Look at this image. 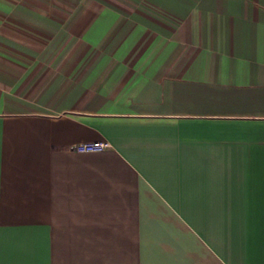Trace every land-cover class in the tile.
Returning <instances> with one entry per match:
<instances>
[{
  "label": "crops",
  "instance_id": "obj_1",
  "mask_svg": "<svg viewBox=\"0 0 264 264\" xmlns=\"http://www.w3.org/2000/svg\"><path fill=\"white\" fill-rule=\"evenodd\" d=\"M0 264H264V0H0Z\"/></svg>",
  "mask_w": 264,
  "mask_h": 264
},
{
  "label": "built area",
  "instance_id": "obj_2",
  "mask_svg": "<svg viewBox=\"0 0 264 264\" xmlns=\"http://www.w3.org/2000/svg\"><path fill=\"white\" fill-rule=\"evenodd\" d=\"M108 147L106 142H87L80 143L74 146V150L77 152H98Z\"/></svg>",
  "mask_w": 264,
  "mask_h": 264
}]
</instances>
